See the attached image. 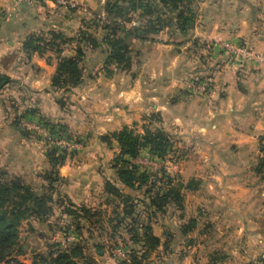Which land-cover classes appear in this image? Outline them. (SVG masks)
<instances>
[{"label": "crops", "instance_id": "obj_1", "mask_svg": "<svg viewBox=\"0 0 264 264\" xmlns=\"http://www.w3.org/2000/svg\"><path fill=\"white\" fill-rule=\"evenodd\" d=\"M75 1L84 3L89 14L98 10L99 0ZM64 8L51 1L28 4L0 0V11L7 13L0 26V74L14 82L0 96V148L14 143L9 131L13 112L8 113L1 99L7 95H17L25 107H34L43 117L65 121L69 126L78 112L80 121L99 120L101 127L110 129L130 126L132 117L135 123L144 114H155L167 129L180 132L183 144L192 142L201 149L195 158L203 166L197 167L196 176H205L208 184L204 183L201 190L209 198L199 204L204 202L201 208L214 207L216 214L201 217L213 224V232L211 236L198 234L204 238L189 246V252L208 256L216 250H229L230 256H241L246 264L249 259L262 261L264 66L252 64L243 71L219 65L211 70L216 81L204 98H193L183 83L193 73H209L208 60L203 57V67L193 72L196 57L208 45L245 42L264 52V0H190L192 23L188 28L172 24L150 33L146 40L121 35L131 48L133 60L137 58V67L131 69L132 80L126 72L106 65L108 50L102 45L101 60H92L81 86L65 94L52 88L54 60L49 63L47 58L23 51L24 42L36 31H63L65 23H57L55 18ZM101 11L107 15L104 7ZM74 12L77 15L76 9ZM73 18L70 16L68 26L75 24L77 16ZM147 59L152 67L145 77L141 70ZM61 96L70 103V109L59 102ZM6 157L7 161L12 159L11 155ZM75 184L71 181L65 188L72 202L86 194L80 187L73 189ZM200 220L197 223L203 222Z\"/></svg>", "mask_w": 264, "mask_h": 264}, {"label": "rangeland", "instance_id": "obj_2", "mask_svg": "<svg viewBox=\"0 0 264 264\" xmlns=\"http://www.w3.org/2000/svg\"><path fill=\"white\" fill-rule=\"evenodd\" d=\"M109 1L111 0L96 1L98 10L92 14L87 13L89 8L84 6V3H77L75 0H66L65 5L58 3L59 6L66 8L55 20L57 23L65 24L63 31L54 32L74 39L67 51L76 46L77 41L83 38V34L92 35L100 44L97 49L86 45L87 54L82 64L84 74L92 68V60H101L104 56L102 45L108 50L106 40L111 32L107 30V25L113 28L115 23H120L126 29L132 31L138 29L140 36L146 38L149 34H145V29L151 25L160 30L169 28L172 24L180 26L178 15L182 12L188 17L182 27L186 29L192 23L191 9H188L190 0H183L181 10L178 12L165 8L158 0H151L152 3L157 1L159 5L158 8L156 5L152 9L154 14L147 16L146 11L142 10L130 13L132 17L130 22H125L123 18L104 15L101 9L105 8ZM73 4V8H70L69 6ZM120 5L128 8L126 4ZM75 9L77 15L73 13ZM70 16L72 19L76 16L77 18L75 24L68 26V23H71ZM124 18L127 19L129 16ZM51 32L36 31L29 37L33 35L47 37ZM122 34L120 31L119 37ZM218 45L224 47L218 48ZM215 47L206 46L199 57L194 58L193 72L203 67L201 61L205 59L208 60L206 67L209 73L202 75L197 74L198 72L193 73L188 75L183 83L184 89L193 98H204L214 88L216 80L211 70L221 64L235 66L236 69L243 71L252 64L264 66V52L254 49L245 42L234 44L220 42ZM229 48H235L236 51L242 49L250 53L252 58L249 61L241 57L236 58ZM52 59L54 60V57ZM136 59L133 60L131 53L130 67L113 66L116 71L120 69L126 72L132 80L131 69L138 65ZM142 67L141 73L145 77L148 76L152 67L148 59L142 63ZM189 83L199 84L202 89L190 90ZM1 99L8 113L11 110L13 112L9 131L13 133L14 143L0 148V177L6 182L20 179L30 186L36 195L48 198L46 220L41 223L32 217L23 221L20 226V245L16 253L9 262L1 264L17 262L43 264V259H48L51 255L56 256L59 252L76 248L82 252L78 262L88 264H133L134 255L142 258L145 254L148 256L142 264H198L197 259L202 261V264H210L213 259L215 260L213 264H246L244 262L246 260L241 261L243 260L241 256H230L229 250H216L208 256H197L198 254L195 255L192 250L189 252V246H194L199 239L204 238L200 236L204 234L211 236L213 232V224L204 222L201 217L205 216L207 219L216 214L214 207L201 208L204 202L199 204L202 199L206 201L209 198L202 191L206 183L205 176H196L197 167L203 166V163H199V159L195 158L201 149L192 142L183 144L180 132L167 129L159 117L160 121H157L155 114H144L142 119L135 123L132 117L130 126L110 129L101 127L99 120L80 121L78 112L75 122L69 126L65 121H52L43 117L34 110V107H25L17 95L14 97L7 95ZM65 99L61 96L59 102L63 107L66 106V109H70L71 105ZM30 111L35 113L31 114ZM157 127L169 133L174 142L173 151L168 153L165 159L153 155L149 149H144L135 159L122 156L113 137L115 133L128 129L143 134L146 128L154 130ZM262 146L264 148V145ZM51 153L59 161L57 169H52L49 164L48 155ZM7 155H11L12 159L7 161ZM122 159L136 166L137 171L125 169ZM129 179L135 180V188L126 184L125 181ZM71 181L76 182L73 189L77 191L80 187L86 191L84 197L79 195L74 203L68 198L65 190ZM108 183L113 185L117 194L108 192ZM173 188L181 193L182 200L179 203L172 201L162 204L161 209L153 205V199L160 204L159 198ZM127 211H133V215L127 216ZM135 217L142 221L144 226H149L152 234L160 239V246L155 251H151L152 245L149 241L143 239L142 242H138L143 236V225L134 228L132 220ZM197 220L203 222L197 223ZM209 236L207 238H210ZM99 250H102L101 255ZM263 261L264 258L262 261L249 259L247 264H263Z\"/></svg>", "mask_w": 264, "mask_h": 264}, {"label": "trees", "instance_id": "obj_3", "mask_svg": "<svg viewBox=\"0 0 264 264\" xmlns=\"http://www.w3.org/2000/svg\"><path fill=\"white\" fill-rule=\"evenodd\" d=\"M33 1L39 3L51 1L58 4L60 0ZM159 1L165 8H170V10L177 12L179 11L180 5L183 3V0H158V2ZM158 2L154 1V3H152L151 0H111L106 4L105 12L109 16L118 19L123 18L125 22H130L132 20L130 13L134 14L142 10L146 11L145 14L147 16L150 14L153 15L154 12H152V9ZM121 3H123V5L126 4V6L128 5V8H125V5H120ZM158 6L159 5H157L156 8H158ZM126 16H129V18H124ZM186 20H188V17L183 14V12L178 15V21L181 27L184 26ZM111 27V25H107L106 27L107 30L111 32L106 40L108 45L106 64L123 68L130 67L132 51L129 44L125 41V38L121 37V35L119 37L120 31L131 37L135 36L144 40L147 38L141 37L138 29H134L136 31L126 29V27L122 26L120 23H115L113 28ZM159 31L160 29H156V27L151 25L150 28L145 29V34H154ZM82 37L81 40L77 41L76 46L70 48L69 51H67V48L72 45L74 39H69L61 33L51 32L47 37L44 35H33L24 42L23 51L29 56L38 54L40 57L47 58L49 63H51L54 57L56 71L51 81L54 91L70 93L83 83L84 72L82 64L87 54L86 45L89 44L92 49H97L100 47V44L92 35L83 34ZM13 84L14 82L9 77L0 74V96ZM29 113L32 114L35 112L30 111ZM156 117L159 122L160 117ZM113 137L121 150L122 156H128L132 159L137 158L144 149H149L153 155L165 159L168 153L172 152L174 149L172 136L160 127L154 130L146 128L143 134L124 129L115 133ZM48 160L52 169L58 168L59 161L54 158L53 153L48 155ZM122 160L125 169L131 168L135 172L137 171L138 168L136 166L131 165V163L124 159ZM125 182L129 187L135 188L136 182L134 179H129ZM107 187L109 193L117 194V190H115L113 185L108 183ZM159 199L160 204L155 199H153L152 203L158 206V209H161L164 204L172 201L179 203L182 200V196L178 189L173 188ZM47 203V197L36 195L35 191L22 180L16 179L6 182L0 177V264L9 262L13 254L16 253V249L20 245V226L23 221L32 217L38 219L41 223L46 220L45 210L47 209ZM126 214L127 216H132L133 211H127ZM132 225L134 228H137L139 225L142 226L143 223L135 217L132 220ZM151 231L149 226L143 225V236L138 242H142L143 239L149 241L152 245L151 251H155L160 246V239L155 237ZM147 256L148 254H145L142 258H138L134 255L132 260L133 264H142ZM81 257L82 252L76 248L70 251L59 252L56 256L51 255L48 259H43L42 263L88 264L78 262V259ZM214 261L213 259L210 264H213ZM17 264L22 263L17 262Z\"/></svg>", "mask_w": 264, "mask_h": 264}, {"label": "built area", "instance_id": "obj_4", "mask_svg": "<svg viewBox=\"0 0 264 264\" xmlns=\"http://www.w3.org/2000/svg\"><path fill=\"white\" fill-rule=\"evenodd\" d=\"M20 2H25V3H28V4H32L33 3V0H19ZM67 2L66 0H60L59 1V4L61 5H65ZM7 18V13L5 11H0V26L1 24L3 23V21ZM218 48H223L224 46L223 45H218L217 46ZM230 51L232 50L233 54L236 56V58H244V59H247L248 61L251 60L252 58V55L242 49H239L236 51L235 48H229ZM189 88L190 90L193 89V90H196V91H200L202 89L201 86H199V84H196V83H189Z\"/></svg>", "mask_w": 264, "mask_h": 264}, {"label": "water", "instance_id": "obj_5", "mask_svg": "<svg viewBox=\"0 0 264 264\" xmlns=\"http://www.w3.org/2000/svg\"><path fill=\"white\" fill-rule=\"evenodd\" d=\"M99 254H100V255L102 254V250H99Z\"/></svg>", "mask_w": 264, "mask_h": 264}]
</instances>
